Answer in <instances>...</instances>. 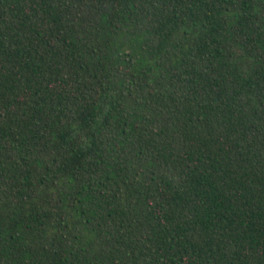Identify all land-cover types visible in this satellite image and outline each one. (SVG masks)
I'll list each match as a JSON object with an SVG mask.
<instances>
[{
  "label": "trees",
  "instance_id": "obj_1",
  "mask_svg": "<svg viewBox=\"0 0 264 264\" xmlns=\"http://www.w3.org/2000/svg\"><path fill=\"white\" fill-rule=\"evenodd\" d=\"M0 264H264V0H0Z\"/></svg>",
  "mask_w": 264,
  "mask_h": 264
}]
</instances>
